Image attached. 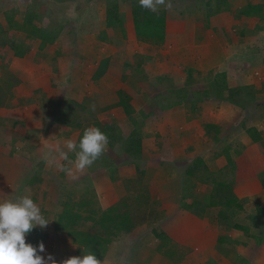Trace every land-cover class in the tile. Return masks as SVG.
<instances>
[{"label": "crops", "instance_id": "obj_1", "mask_svg": "<svg viewBox=\"0 0 264 264\" xmlns=\"http://www.w3.org/2000/svg\"><path fill=\"white\" fill-rule=\"evenodd\" d=\"M18 1V6L24 7L25 11L21 12V16H19L22 20L12 18L16 24H23L24 21L26 22L34 16L39 17L41 14L45 17L48 16L47 12L44 13L48 9L47 7L50 6L46 0H39L29 6L27 3L24 5V0ZM48 1L52 3L53 7H60V9L65 8L66 5H73L80 15L77 25L81 35H83V40L86 41V44L82 43L79 46L78 53L81 55L76 53L75 56L81 58V56L88 53L89 56L94 58L97 54L98 60L95 66H92L90 62L83 63L82 59H75L71 66L60 58L58 61L60 64H58L53 58H57L56 52L59 54L60 51L57 48L48 49L51 45L41 51L39 56L41 58L37 61L36 53L28 55L25 59L14 56L11 62L13 68L10 70L20 81L13 91L10 104L4 101L3 107L0 106V202L17 200L22 196L31 197L40 207L42 215L50 223L43 229L37 226L28 234L26 242L36 247L39 246L40 242H43L45 251L41 255L45 259L48 255H52L57 264H62L65 259L80 256L79 246L58 224V219L56 221L54 219L59 218L63 213L65 209L63 205L68 203L66 201L71 198L70 201H72L71 205L75 216L83 217L81 211L86 212L78 209L80 202L81 204L84 202V205L87 206L85 209H88L91 203H95L100 210L105 211L117 205L126 195L127 187L125 183L128 180L136 179V167L127 159L118 157L113 148L115 142L111 140L105 152L111 151L114 155L104 156L103 154L97 161L103 159V162L114 165L109 166L114 170L117 169L114 176H110L109 171H106L108 169L107 164L105 166L99 164V162L96 163V161L84 171L74 169L71 174L64 173L63 170L57 167L56 163L49 162L58 159L57 149L63 148L69 139L78 144L84 130L88 127H98L110 137V130H114V128L115 132L116 129H119L121 136L125 135L127 138L131 137L135 131V129L130 130V125L126 123L125 114L127 113L124 107L119 105L121 101L117 98V95L123 93V96H127L129 104L134 109V102L131 101L130 96L135 98V89L142 86V83L132 84L130 80L136 75H123L122 73H129L127 68H121L114 64V60H111L113 55L110 52L106 53L109 51V45L106 44L104 30L119 26L109 27L107 25L108 8L111 4V7L114 5L119 9V18L121 24L124 25H121L123 27L121 38L126 46L138 49V52L142 51L139 46L143 40L136 31L133 5L130 6V0H97V2L91 0V4H89L90 0ZM179 1L175 0V3L180 7L182 3ZM183 1V13L180 12L179 8H176L177 13L175 12L174 15L170 16V25L174 24L171 34L178 40H200L204 37L203 39L206 41L205 29L199 26L203 23L207 25L212 23V19H216L213 24H218L221 19L223 21L222 27L227 25L226 21L229 16L226 12H219L217 8L214 12L215 16L211 18L203 17L204 12L201 8L203 0ZM38 6H41L39 12L27 10L38 8ZM216 6L215 3V8ZM88 9H92L93 13H90ZM29 16L30 18H28ZM180 16L186 17V21H183L182 24ZM244 18L246 19V17ZM19 20L22 22H19ZM250 20L253 19L250 18ZM84 21L94 25L92 33L85 32L82 27ZM112 36L113 33L108 36L109 39ZM59 39L60 37L57 38L56 43ZM231 39L234 44L239 45L240 39L238 37L233 36ZM205 47L207 46L202 48ZM251 49V51L255 50L254 48ZM44 53H47V58L50 59H42L45 57ZM139 53L141 58L147 57L146 52ZM201 55L205 57V54ZM60 56L65 57L64 55ZM225 56H227L226 52L221 57L223 60L220 59L222 62L219 61L221 63L217 65L218 72L222 74L220 79L223 81L216 84L218 92L216 93L219 94L217 104H219L220 109L214 111L215 104H212L210 116L204 119L210 124L218 126H223L221 122L225 120L236 123L242 117L240 105L235 107L227 106L225 101L221 103V100L226 98V93L229 90L232 89L238 92V89H240L239 96L241 97L252 90L255 97L256 94L258 97V94L264 92V60L262 57L257 61L256 66L248 64V68L251 69L247 70V66H244L246 69L243 70L246 73L241 74L237 70L239 66L236 68L235 65L232 69H227L224 66L229 61L228 57L225 58ZM238 57L245 58L247 63L252 59L246 57H253V55ZM178 67H176L174 74L177 76L181 73V77L182 72ZM159 68L160 75L163 68L162 66H159ZM232 72L233 78L230 77ZM69 77L71 79H68ZM249 89L250 91H248ZM148 94H151V92ZM257 97L255 98L256 103L254 102L255 106L251 104V106L249 105L250 108L244 111V125L246 129L256 128L264 136V98L258 99ZM145 99H148V97L146 96ZM148 102L145 103L144 109L140 112L145 117H148L149 111L145 107L151 105ZM226 111H229L228 118H226ZM150 112H154L155 117L159 120L153 118L157 127L155 131L153 129L149 131L146 126V123L152 120L151 117L144 120L145 124H141V129L138 128L141 133V140L137 151L142 152V158H148L147 155L150 153H159L162 150L164 138L170 135L172 137L169 140V145L171 144V149L176 153H187L190 146L197 145V143H199V146L207 145L210 136L203 127V123L201 124L203 118L192 116V113L184 104L173 102L164 111L161 109V114L155 108ZM73 118L78 119L81 128L74 126ZM136 119L138 120V118ZM19 126L22 127V130L18 129ZM14 130H18V133ZM160 135L163 137L160 138ZM178 135L180 142L183 139L185 140V144L181 149H179L181 145L179 139H177ZM245 136L247 135L245 134ZM117 137H114V140ZM8 140L16 141L12 145H6ZM243 144L247 149L258 146L248 137L244 138ZM23 145L27 148H24ZM131 149L135 151L128 144L123 153H129ZM180 156L182 157V155ZM69 158L75 160V155L69 153ZM204 161L209 168H214L215 162L207 158ZM59 163L65 162L59 161ZM154 166V163L147 164L148 174L152 175L154 173ZM89 168L100 169V172H105V175L97 176L98 172H90ZM175 180L178 179L175 178ZM171 181L169 183L173 187V189H170L171 193H167V191H165L166 193H159L158 197L160 199L154 198V201H157L155 204L160 206L159 210L166 218L162 228L164 232L167 231L168 236L174 241V249L168 252L169 254L159 249L158 240L153 233L156 226H135L136 228L134 227L129 233L122 234L111 242L104 257L100 259L101 264H264V187L261 181L254 176L235 182L233 192L238 204L242 207L239 210L241 212L238 211L236 214L244 222L234 220V229L228 230L226 226L221 225H218L217 229L214 228L207 217V210L190 209L193 206V201L206 205L210 202V198L205 194L207 190L202 191L203 188L199 189L201 183L197 182L198 192H194L192 188L195 183L193 180L183 179L182 182L178 183L179 186L184 185L185 188L189 189V193L184 194V199L185 201L188 200L189 204L186 208H183L180 205L183 195H179L175 190V188L177 189V182L173 181L176 183L173 184ZM145 182L146 179L143 180V183ZM147 183L158 185L162 189L168 185L165 184L166 182L158 181L155 178L148 180ZM186 185H190V188ZM61 201L62 203L59 205ZM158 201H161V204ZM51 203L52 210L50 209ZM89 212L91 213L92 210H89L87 214ZM235 226H238L239 229H236ZM223 228H225V231ZM219 236H223L222 238L225 239L231 237L230 243L232 246L229 247L234 249V254L229 256L227 260L221 256V246L218 245ZM220 259H223V261L220 262Z\"/></svg>", "mask_w": 264, "mask_h": 264}, {"label": "rangeland", "instance_id": "obj_2", "mask_svg": "<svg viewBox=\"0 0 264 264\" xmlns=\"http://www.w3.org/2000/svg\"><path fill=\"white\" fill-rule=\"evenodd\" d=\"M37 1L39 0H24V5L27 3L29 6L33 3H37ZM18 2V0H0V25L5 30L11 32L17 42H21L25 45L24 49L26 54L24 57H22V59H25L28 55L33 53H36L37 55L36 61L41 58L39 56L41 51L44 49L42 48L41 39H33V37L30 39L27 38V35H33V33L30 32L33 29L32 27H37L39 29H43V33L49 38L53 39L52 41H54L49 43L46 47L51 45L48 47V49L57 48L60 51L59 54L56 52L57 58H53L55 62L60 64L58 61L61 58L62 61L64 59L72 66L75 59H82L83 63L90 62L92 63V66H95L98 60L97 54L94 58L93 56H89L88 53H86L84 56H81V58L75 56V54L79 51V46L82 43L86 44V41L83 40V35H81L79 31V26L77 24L80 20V15L75 10L73 5H66L65 8L60 9V7H53L52 3L46 0L47 4L50 6L47 7L48 9H46L44 13L47 12L48 16L45 17L42 14L39 15V17L34 16L31 19L30 25L28 24L29 20L26 22L23 20L28 31H20L13 26L12 28L9 27V20L11 18H8V14H11L13 19H20L19 16H21V12L25 11V8L18 6ZM134 2L139 3V0H130V6L131 4L134 5ZM179 2L183 4L184 1L180 0ZM170 3L172 5V9H166L164 7H160L159 9L161 13L165 14L166 18L164 42L157 43L155 41H141L142 44H140L139 48L143 52L147 53V57L141 58L139 52L142 51L138 52V49H132L126 46L125 42L121 38L123 29L122 26L120 27L119 25L117 28L107 27L109 29H106L107 31L104 30V36L106 37L105 41L106 44L109 45V51L106 53L108 54V52H110L111 55H113L111 60H114V64L118 65L119 67L127 68L129 73H122L123 75H136V77L133 76V78L130 80L132 84L142 83V86H139V88L135 89V98L130 96L131 101L134 102L133 107L135 109H133L131 116L133 115L132 117L134 118L137 128L131 121V116L125 114L126 123L130 125V130H137L138 128L141 129V124H145L144 120H146L148 117H151L152 120H149L148 123H146V126L149 131H152V129L155 131V128L157 127L153 118L156 116V114L154 112H150V110L152 111L155 108L156 111L161 114V109L164 111L173 102L184 104L187 109L190 110L192 116H196L197 118L198 116L202 117L203 120H201V124L203 123V127L205 128L204 119L205 117L208 118V116H210L212 104H215L214 111L220 109V107H218L219 104H217L219 94H217L218 92L216 90V84L222 81L220 79L222 74L218 72L217 65L218 63L222 62L221 60L223 59L221 57H223V54L226 52L227 56H225V58L228 57L229 60L224 66L227 69H232L235 65L236 68L239 66L237 70H239L241 74L246 73L243 70L246 69L244 66H247V70H249L251 68H248V64L256 66L257 61H259L261 57L264 60V0H203V3H201V8L204 12L202 14L203 17L211 18L215 16L214 12L217 10V8L219 12H226L227 16H229V19L226 21L227 25L224 27H222L223 21L221 19L218 24H213L216 19H212V23L208 25L203 23V25L199 26L200 28L205 29V34L207 35L205 37L206 41H204V37L200 40H178L175 36H172L173 34H171V29L174 28V24L170 25V16H172V14L174 15L175 12L177 13L176 8H179L180 12L183 13L184 10H182V6L184 4H181L179 7V5L175 3V0H170ZM215 3L217 4L216 8ZM89 4H91V0ZM230 5L232 6L231 8L229 7ZM249 5L258 6L261 8L262 11L260 12V18L247 17L243 15L244 8ZM40 9L41 6H38V8H29L27 10L39 12ZM88 10L90 13H93L92 9ZM251 12L253 14L255 13L254 11ZM244 17H246V19ZM250 18L253 20H250ZM180 19L182 21L181 24L183 21H186L185 16H180ZM20 20L19 22H22ZM34 23L38 24L35 25ZM111 33H113V36L111 39H109L108 36H110ZM233 36L240 39L239 45L233 43V40L231 39ZM59 37L60 39L56 43V40ZM204 46L207 47L202 48ZM251 48H254L255 50L251 51ZM13 54L14 51H12L10 48H2L0 46V106L5 104L4 101L9 102L10 104L11 99L13 98V91L20 81V79L10 70L13 68L11 66V62L14 59ZM44 54L45 57L42 59L48 57L47 53ZM201 54H205V57H203ZM60 55H64L65 57H61ZM241 55H253V57H246L248 59H252L246 63L245 58L238 57ZM126 62H128V64H126ZM159 66H162L163 68V72L160 74L161 76L159 75ZM177 66H179L178 68L180 72H182L181 77V73L177 76L174 74ZM230 75V77L233 78V72ZM68 79L71 78L69 77ZM239 91L240 89H238V92H235L232 89L230 92L229 90V92L226 93V98L222 99L221 103H224L225 101L227 106L231 105L235 107L236 105H240L242 116L241 119H239L236 123H232L228 120L222 121L221 123L223 126L213 124L215 127L210 130V133H208L210 137L207 140L206 146H199V143H197V145L194 144L192 147L190 146V150L187 153H176V151L171 149V144L169 145V140H171L172 137L170 135L164 138L163 147L160 151L161 153H150L147 155L148 158L144 159L142 158V152L137 151L139 150L138 145L140 142L137 140L131 141L130 136L129 138H127L125 135L122 137L121 131L119 129H116V132L113 134L115 138L118 136L117 139H110L111 141L115 142V144H113V148L118 154V157L121 159H127V161H130L131 164L136 167V179L128 180L125 183L127 187V193L117 205L120 206V210L123 214L129 216L133 227L145 225L151 227L156 226V229L153 233L155 237L156 235L161 236L159 238L156 237V239L158 240L157 245L161 247L162 252H171L174 249V241L168 236L169 234L167 231L164 232L162 228V226L165 224L166 218H164L163 214H161L159 210L160 206L155 204L157 201H154V198L159 200V193H166L165 191H167V193H171L170 189H173V187L169 185L171 180L177 182V189L175 188V190L179 193V195H183L180 202V205L183 208H186L189 204V201H185L184 199V194L189 193V189L185 188L184 185L179 186L178 183L182 182L181 180L183 179L193 180L195 182L192 186L194 192H198L196 188L197 182L201 183L199 189L203 188L202 191L207 190L205 194L210 198V202L206 205L197 201H193V206H191L190 209H200L204 211L207 210V217L214 225V228L217 229L218 225H221L226 226L227 230L234 229V220L244 222L236 214L240 209H237L235 205H231V207L226 205L228 202L226 197L229 196V193L223 189L213 187L209 183L210 180L208 181V178L212 176L211 174H217L221 169L227 166V159L231 158L236 160L243 155L245 148L243 146V140L245 137H248L249 140L251 138V140L254 142L253 138L248 133V130L257 129L247 130L245 128L244 111L249 109L251 104L252 106H255V98L257 97V94L255 97L253 90L250 91L249 89L248 91L250 92L244 95V97H241L239 96ZM150 92L151 94H148ZM258 95V99L264 98V92ZM146 96L148 99H145ZM147 101H149L148 103L151 105H147V107H145L146 110H149L148 117H145V115H141L140 112L144 109V106L146 105L145 103ZM226 114V118H228L229 111H226ZM136 118H138V120ZM155 119L159 120L157 117H155ZM72 121L74 122V126L76 128H81V126L78 124L77 118H73ZM18 129L22 130V127L19 126ZM205 130L207 131V129ZM182 131L183 129L181 132ZM16 132L18 133V130ZM257 132L259 131L257 130ZM245 134L247 136H245ZM261 134L263 135V133ZM159 137L162 138L163 136L160 135ZM181 138L183 139L182 135ZM262 138H264V136H262ZM177 139H179V144L181 145L179 149H181L185 144V140L181 139L182 142H180L179 135ZM15 141L16 140H14V142ZM128 144L130 148H134L135 151L131 149V152L129 153H123L124 148ZM23 147L27 148L25 145H23ZM107 155L113 156L114 154L111 151L104 152V156ZM180 155H182V157ZM227 156H229V158ZM206 158L212 162H215V165L213 166L214 168H209L206 165L204 161ZM102 160L96 161V163L99 162V164L105 166L107 164L108 169L106 171H109L110 176H114L117 169L114 170L113 168H109V166L112 167L114 165H111L109 162L105 163ZM148 163L155 164L153 167L154 173L152 175L148 174ZM88 170L90 172H98L97 176L105 175V172H100V169L89 168ZM217 175L220 176L219 173ZM154 178L158 181L166 182L165 184L168 185L166 187L164 186L162 189L158 185L155 186L154 184L147 183L148 180ZM175 178L178 180H175ZM144 179H146L145 183H143ZM173 181H171V183L176 184ZM152 185L153 187H151ZM186 187L190 188V185H186ZM70 200L71 198L66 202L71 204L72 201ZM61 203L62 201L59 205H61ZM158 203L161 204V201H158ZM67 204L65 203L63 208H65ZM78 206V209L86 211H81L85 216L81 218L83 219L81 220L82 222H79L77 225H75L72 224L73 220L71 221V219H68L65 224L69 225V227L73 226L72 230H80L90 234H97L100 232L101 230L98 231L101 229L99 224L102 225L101 221L103 220H101L98 215H100L103 211L99 209V206L95 205V203H91V205L88 206L89 208L85 209L87 206L84 205V202L83 204L80 202ZM52 208L53 206L51 203L50 209L52 210ZM89 210H92V212L87 214ZM219 214L225 215L223 220H220ZM89 217H95L97 220L93 222L84 221ZM54 219L56 221L58 218L56 217ZM104 222V225L107 226L106 220H104ZM223 230L225 231V228H223ZM222 237L223 236H219L218 245L219 247L221 246V256L227 260L229 256L234 254V249L229 247L232 246L230 243L231 237H226V239ZM219 261L221 262L223 259H220Z\"/></svg>", "mask_w": 264, "mask_h": 264}, {"label": "trees", "instance_id": "obj_3", "mask_svg": "<svg viewBox=\"0 0 264 264\" xmlns=\"http://www.w3.org/2000/svg\"><path fill=\"white\" fill-rule=\"evenodd\" d=\"M133 16L136 26V31L138 36L143 41H155L157 43H162L165 40V14L158 12H152L148 9L142 8L138 2L133 3ZM118 7L114 6L108 8V23L109 27L114 25H122L119 14H118ZM251 11H254L253 14ZM261 8L254 5H249L244 8L243 15L247 17H255L260 18ZM9 20V27H15L20 31H28L26 26L23 24H19L12 20L13 16L8 14ZM30 18V16L28 17ZM28 21V20H27ZM31 22L29 19L28 24ZM94 25L89 24L87 22H83L82 27L87 33H92L94 31ZM124 26V25H122ZM33 29L30 31L33 35H27V38L33 37V39H41L42 48H45L49 43L54 42L53 39L49 38L47 35L43 33V29H39L37 27H32ZM26 39V38H25ZM0 46L2 48L8 47L12 51H14V56L22 58L25 56V45L21 42H17L12 33L2 28L0 25ZM231 92V90H230ZM123 93H118L117 98L120 99L119 105L123 106L126 113L131 116L133 108L128 102V97L123 96ZM131 120L133 124L136 126L135 121L131 116ZM73 123V122H71ZM215 126L210 124L209 122L205 121V129H207V133H210V130L213 129ZM137 128V126H136ZM103 132V131H102ZM114 130H110L111 137L105 133L108 138L109 142L110 139H114ZM248 133L253 138L255 145L257 147H253L251 149H244V153L238 159H229L227 166L221 169L218 173L211 174L210 178H208L209 183L216 188L223 189L229 193V196L226 197L228 200L227 206L231 207V205H235L237 209L242 208L234 195V184L237 181L243 180L244 178L256 177L264 187V138H262V134L257 132V130H248ZM140 135L141 133L139 130H135L133 135L131 136V141L137 140L140 142ZM14 140L6 141V145H12ZM140 145V144H139ZM138 145V146H139ZM230 147V146H229ZM228 147V149H229ZM229 155V154H227ZM217 177V178H216ZM207 181V182H208ZM115 205L105 211H103L100 215H98L101 220V224L97 234H90L87 232H83L80 230H72L73 226L65 224L66 221L71 219L72 224L77 225V223L82 222L81 216L76 215L73 211V207L71 204H67L63 213L58 218V224L62 227L64 231L68 234V236L72 237L73 241L79 246V254L80 256L87 255V254H94L97 256L98 259L104 257L109 245L114 239H117L122 234L129 233L134 227L131 223L129 216L123 214L120 210V206ZM225 215L219 214L220 220H223ZM75 219V220H74ZM95 217H89L84 221H96ZM104 220H106L107 226L104 225ZM58 225V226H59ZM236 229H239L238 226H235ZM157 238L161 237L156 235ZM161 250V247H159Z\"/></svg>", "mask_w": 264, "mask_h": 264}, {"label": "clouds", "instance_id": "obj_4", "mask_svg": "<svg viewBox=\"0 0 264 264\" xmlns=\"http://www.w3.org/2000/svg\"><path fill=\"white\" fill-rule=\"evenodd\" d=\"M139 4L152 12H158L160 7H172L170 0H139ZM108 143V136L98 127H88L78 144L69 139L63 148L57 149L58 159L49 162L56 163L68 174L74 169L82 172L104 154ZM69 153L75 155V160L69 158ZM49 223L38 204L29 196L0 202V264H57L52 255H48L47 259L41 255L45 251L43 242L38 247L26 242L32 230L37 226L46 228ZM62 264H101V260L94 254H87L65 259Z\"/></svg>", "mask_w": 264, "mask_h": 264}]
</instances>
